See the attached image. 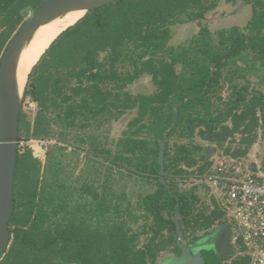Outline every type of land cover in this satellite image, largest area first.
Returning a JSON list of instances; mask_svg holds the SVG:
<instances>
[{
  "label": "trees",
  "instance_id": "1",
  "mask_svg": "<svg viewBox=\"0 0 264 264\" xmlns=\"http://www.w3.org/2000/svg\"><path fill=\"white\" fill-rule=\"evenodd\" d=\"M251 1L249 23L220 30L217 42L205 26L191 45L167 46L173 26L206 17L218 0H120L81 16L52 41L28 75L23 102L31 99L36 108L32 118L22 108L19 140L56 138L80 152L85 138L77 136L82 145L76 144L70 131L100 128L134 108L137 113L129 122L131 133L119 141L116 152L107 150L112 161L105 159L108 173L100 191L94 178L91 184L70 180L63 169L65 146H50L44 163L31 148H18L12 238L0 264H156L173 245L179 250L173 220L177 197L185 239L197 241L227 222L220 205L198 209L199 197L193 190L180 192L176 180L204 174L212 160L194 168L198 159L191 154V143H176L171 153L169 139L177 134L190 140L198 129L213 145L210 151L247 158L264 123V92H250L247 78L257 74L264 83V0ZM44 2L0 0V62L28 14ZM179 61L185 66L182 72L176 69ZM146 73L156 91L134 95L128 85ZM237 78L246 83L239 86ZM223 80L232 91L226 102ZM176 106L179 115L172 126ZM238 134L242 136L236 142ZM95 140L92 136L94 154L103 155L106 150ZM161 140L171 192L160 181ZM118 165L152 178L154 190L140 193L136 202L117 192L109 177ZM199 231L204 235L199 237ZM143 236L148 237L144 243ZM236 246L239 255L221 264H250L241 239Z\"/></svg>",
  "mask_w": 264,
  "mask_h": 264
},
{
  "label": "rangeland",
  "instance_id": "2",
  "mask_svg": "<svg viewBox=\"0 0 264 264\" xmlns=\"http://www.w3.org/2000/svg\"><path fill=\"white\" fill-rule=\"evenodd\" d=\"M238 5L232 4L229 2H226V0H218V5L217 8L211 12H209L206 16L209 18L208 20H202V25H205L209 28V31L211 32V37L213 42L218 41L217 37V32L218 30L221 29H228L231 26L235 24V26L243 27L245 26L249 19L252 16V7L251 5H245L243 6L236 14H234L231 17L227 18H222L226 16H220L219 14L222 13H228L231 12L235 7ZM28 14V18L33 15ZM84 16V15H83ZM27 18V19H28ZM69 22L67 23V25ZM200 25L198 24L197 21H192L188 23H182V24H177L172 27L171 30V39L168 41L167 46L168 47H174V48H180L182 46H189L192 44V40L196 39L199 36V29ZM68 28V27H67ZM130 68L129 66H127ZM185 66L183 65L182 61H179L176 65V69L178 72H182L184 70ZM225 68L224 70H226ZM264 75V70L263 73ZM247 78L251 81L249 85V90L250 92L252 90H262L264 92V83L261 82V78L257 74H248ZM224 81V89L221 91L223 95L224 101H229L232 97V91L230 89V83ZM239 86H242L243 84L246 83V79L244 78H237L235 81ZM128 90H130L134 95L138 94H150L156 91L157 86L154 84L152 81V77L150 74H143L139 79H137L134 83L128 85L127 87ZM221 106H224V102H221ZM23 109L27 112L29 118L33 117L34 111L27 108L25 102H23ZM137 113V109L134 108L133 110L129 111L120 119L118 120H112L109 123L103 125L102 127H97L96 125L91 126L90 128H84V129H76L73 131H70V140L75 142L76 144L82 145L80 143V140H78L77 136H84L85 138V144L84 146L85 149L89 148L87 151V155L85 153H82L81 151H70L68 148L64 151L66 154L63 159V169L65 170L66 174L68 177H70V180L74 182V184H77V180H88L91 181L95 175L94 172H92V166L95 165L97 160L101 163V166H103V172L102 175H97L96 177V186L98 187V190L102 189V185L104 183V179H106V165H108V162L112 161V156L107 155V150H110L111 153H115L118 147V143L122 138H125L127 134L131 133V129H129V122L134 118V116ZM260 114V113H259ZM97 122V121H95ZM230 123V122H229ZM198 131V129H197ZM196 131V134L192 139H187V138H180L176 135L172 136L169 139V142L171 144V153L174 150V146L176 143H181V144H186L188 145L193 142V144L200 145L202 146V149L199 151L194 150L193 154L194 156L198 159V164L195 165L194 168H197L202 165L206 164V159L210 160L211 157L218 152L216 151H210V148L213 147L211 142L206 141L200 137L198 132ZM92 136L96 137L95 140V145L100 144L101 147H103L106 151L103 155L97 156L94 154V149L92 148ZM241 134L237 135V139H235L236 142H239L241 138ZM76 138V140H75ZM82 138V137H81ZM80 138V139H81ZM237 146V145H233ZM223 147H219L220 150H222ZM249 155L248 160L251 162H254L256 165H261V167L264 168V123L259 128L258 130V138L256 142L250 147L249 149ZM89 155H92V157H95L96 160L94 159L93 161L91 160L92 158L89 157ZM201 156L205 157V159H202ZM106 157V158H105ZM102 158V161L100 160ZM108 162H106V160ZM184 166V165H183ZM121 169V171L124 173L128 170ZM118 167L114 168V178H115V187L117 188V192L120 189H125L127 194L131 197L132 202H136L137 196L140 193H145V192H151L154 190L155 185L153 183H149L146 181H143L140 178H135V176H130L127 177L126 174H121L119 170H117ZM97 170V169H96ZM99 171L97 170V173ZM66 175V176H67ZM92 178V179H91ZM99 178V179H98ZM86 179V180H85ZM178 187L180 189V192H185L187 190H193L194 193L199 197L198 203H197V208L198 209H203L205 211H208L207 206H210V209L213 208V205L218 204L217 202H213V193L208 191V189H205L203 187H196L192 185V183H180L177 181ZM219 206V204H218ZM132 221L129 222L131 225ZM142 223V222H141ZM138 225V224H137ZM135 229L138 227L136 225H133ZM231 227V226H230ZM232 229V228H231ZM197 235L203 236V232L199 231ZM148 240L147 236H143L141 238V242L144 243ZM191 240V238L185 239L184 237V242ZM176 243H177V238H176ZM234 245V244H233ZM235 246V245H234ZM237 253L236 255H239V250L237 246H235ZM175 249L174 245L170 248V250L164 251L160 254L158 257L157 263H159L163 258L169 257L171 255H174ZM236 257V256H235Z\"/></svg>",
  "mask_w": 264,
  "mask_h": 264
},
{
  "label": "water",
  "instance_id": "3",
  "mask_svg": "<svg viewBox=\"0 0 264 264\" xmlns=\"http://www.w3.org/2000/svg\"><path fill=\"white\" fill-rule=\"evenodd\" d=\"M120 0H45V2L22 25L10 40L0 62V260L11 242L10 220L15 210V169L18 156L19 119L23 108L24 92L20 94L16 80V64L22 47L32 39L41 25L73 10H91ZM84 14V15H85ZM35 65V64H34ZM30 73V72H29ZM27 83V82H26ZM185 100H188L186 98ZM182 102H180L181 104ZM139 104V103H138ZM137 104V105H138ZM179 115L175 108L174 126ZM160 176L166 189L171 187L166 179L169 170L165 169V142L161 140L159 151ZM178 203L173 220L177 231V245L180 255L168 258L163 264H221L225 259L236 256L232 244V229L223 222L201 239L190 244L183 242L184 230L180 223Z\"/></svg>",
  "mask_w": 264,
  "mask_h": 264
},
{
  "label": "built area",
  "instance_id": "4",
  "mask_svg": "<svg viewBox=\"0 0 264 264\" xmlns=\"http://www.w3.org/2000/svg\"><path fill=\"white\" fill-rule=\"evenodd\" d=\"M27 108L35 110L36 103L27 99ZM67 144L56 138L25 137L18 140L22 151L29 147L33 155L45 161L50 146ZM69 150L72 149L68 146ZM204 174L178 176L180 183H192L207 188L224 210L232 228V244L241 239L250 264H264V168L248 158L231 154H215ZM234 246V247H235Z\"/></svg>",
  "mask_w": 264,
  "mask_h": 264
},
{
  "label": "bare ground",
  "instance_id": "5",
  "mask_svg": "<svg viewBox=\"0 0 264 264\" xmlns=\"http://www.w3.org/2000/svg\"><path fill=\"white\" fill-rule=\"evenodd\" d=\"M84 14L85 10H73L56 17L38 27L32 39L24 44L16 64V80L20 94L23 93L29 72L40 56L63 30L75 23Z\"/></svg>",
  "mask_w": 264,
  "mask_h": 264
},
{
  "label": "flooded vegetation",
  "instance_id": "6",
  "mask_svg": "<svg viewBox=\"0 0 264 264\" xmlns=\"http://www.w3.org/2000/svg\"><path fill=\"white\" fill-rule=\"evenodd\" d=\"M226 2H229V3H232V4H237L238 6L237 7H235V9H233L231 12H228V13H222V14H219L220 16H226V17H222V18H227V17H231V16H233L234 14H236L243 6H245V5H251V7H253L252 6V1L251 0H237V2L236 3H234L233 1H227L226 0ZM253 9V8H252ZM215 10V9H214ZM213 11V10H212ZM211 12V11H210ZM208 20L209 18L206 16V17H204V18H196V19H194L193 21H197L198 22V24L201 26L200 27V29H199V33H200V30L202 29V28H204L205 27V25H202V20ZM251 19V18H250ZM250 19H249V21H250ZM249 21H248V23H249ZM190 22H192V21H190ZM247 23V24H248ZM246 24V25H247ZM245 25V26H246ZM245 26H243V27H239V26H235V24L233 25V26H231L230 28H232V27H239V28H244ZM207 27V26H206ZM208 28V27H207ZM229 27H228V29H230ZM209 29V28H208ZM225 29V28H224ZM221 30H223V29H221ZM220 30H218V32H219ZM218 32H217V37H218ZM211 33V32H210ZM194 40V39H193ZM192 40V41H193ZM137 109V108H136ZM67 144V143H66ZM68 146H71L72 147V149L70 150V151H72L73 150V146L72 145H70V144H67V147L66 148H68ZM69 149V148H68ZM100 150V149H99ZM190 150L192 151V155L194 156V154H193V151L195 150V145L193 144V142L191 141V145H190ZM87 149H83L81 152L82 153H85V155H87ZM101 156V155H100ZM47 157V156H46ZM89 157H92V155H89ZM95 158V157H94ZM46 160V159H45ZM95 160H96V158H95ZM100 160L102 161V158H100ZM45 162V161H44ZM43 162V163H44ZM119 167H118V169L117 170H119L120 171V173L121 174H126V176L127 177H130V176H135V178H140V179H142L143 181H146V182H149V183H153L152 181H153V179L152 178H150V180L148 179V178H144V177H140V176H136L135 174H133V173H130L129 172V170L128 171H126V172H122L121 171V169H125L122 165H118ZM130 166V165H129ZM131 168H133V166H130ZM92 169V172H94L95 173V175L93 176L94 177V179H96V177H97V175L99 174V175H102V172H103V166H101V163L97 160V162L95 163V165H93L92 167H91ZM113 168H116V167H113ZM98 170L99 172L97 173V171H95V170ZM166 169V168H165ZM114 171V170H113ZM170 171V170H169ZM108 173V172H107ZM168 176H169V173H168ZM167 176V177H168ZM113 177H114V174H113ZM113 177H109V179H110V181H109V184L111 185V186H113V189H115V190H117V188L115 187V184H116V182H115V178H113ZM166 177V178H167ZM92 179V178H91ZM99 179V178H98ZM93 180V179H92ZM92 180L91 181H88V180H86L89 184H91V182H92ZM106 181V179H104V182ZM160 181L162 182V180H161V176H160ZM97 183V182H96ZM96 183H95V185H96ZM104 184V183H103ZM97 187V186H96ZM120 193H124L129 199H131V197L127 194V192L125 191V189H120ZM148 192H145V194H147ZM95 205H96V203H95ZM174 217V216H173ZM134 225V224H133ZM137 227H138V225H137ZM194 241H196V240H188V241H186V242H184V239H183V242L184 243H186V244H190V243H192V242H194ZM180 249L177 251V249H175V252H174V255H171V256H169V257H165V258H163V260H161L159 263H156V264H163L164 263V261L165 260H167L168 258H176V257H178L179 255H180ZM158 260V259H157ZM72 264V263H71Z\"/></svg>",
  "mask_w": 264,
  "mask_h": 264
},
{
  "label": "crops",
  "instance_id": "7",
  "mask_svg": "<svg viewBox=\"0 0 264 264\" xmlns=\"http://www.w3.org/2000/svg\"><path fill=\"white\" fill-rule=\"evenodd\" d=\"M249 155H251V154L248 152V154H247V156H246V157H249ZM253 164H254V162H253ZM254 165H256V164H254Z\"/></svg>",
  "mask_w": 264,
  "mask_h": 264
}]
</instances>
